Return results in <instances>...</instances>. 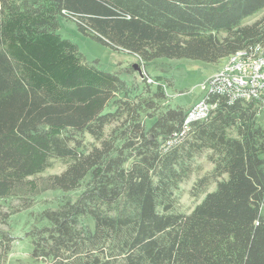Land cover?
I'll list each match as a JSON object with an SVG mask.
<instances>
[{
	"label": "trees",
	"instance_id": "trees-1",
	"mask_svg": "<svg viewBox=\"0 0 264 264\" xmlns=\"http://www.w3.org/2000/svg\"><path fill=\"white\" fill-rule=\"evenodd\" d=\"M262 10L264 0H0V225L42 193H77L34 214V261L264 264V104L210 95L209 116L187 124L161 77L130 84L59 33L72 21L145 65L218 64L264 46V15L243 25ZM208 151L213 169L192 190L204 199L176 211V190ZM56 160L66 169L41 177ZM14 241L0 228V264Z\"/></svg>",
	"mask_w": 264,
	"mask_h": 264
},
{
	"label": "rangeland",
	"instance_id": "rangeland-1",
	"mask_svg": "<svg viewBox=\"0 0 264 264\" xmlns=\"http://www.w3.org/2000/svg\"><path fill=\"white\" fill-rule=\"evenodd\" d=\"M264 15V10L246 18L243 25H250ZM60 35L78 45L85 61L90 65H95L98 69L105 72H117L120 77L130 84H140L143 87V79L138 70L141 68L144 76L150 79L161 77L166 84L167 100L172 107L183 106L189 109L195 102L204 96L203 86L206 81L216 73L224 61L218 64H208L202 61L188 59H168L160 58L145 65L135 56L125 52H114L110 48L98 43L94 39L82 34L76 24L72 21H62ZM225 34H221L224 36ZM133 67L134 72L130 73L129 68ZM155 89V86L152 87ZM258 123L264 127V107L258 115ZM110 130V127L108 131ZM89 145H97L98 142L92 137L86 136ZM210 152H205L196 158L194 172L189 179L182 182L175 192L176 211L190 213L201 201L205 194L194 196L193 187L199 178H202L213 169V165L208 161L207 156ZM67 162L56 160L51 169L47 170L41 177H48L62 173ZM216 189V185H211L208 192ZM77 193L64 194L60 191L42 193L37 199L36 204L31 210L23 211L11 216L9 225H0V228L9 231L15 238L12 251L8 257L7 264H39L32 259L33 246L27 237L28 231L35 222V215L46 208L55 209L66 199H75ZM6 207L16 206L17 201L12 200L2 203ZM7 210V208H4ZM264 214V207L262 209ZM35 214V215H34Z\"/></svg>",
	"mask_w": 264,
	"mask_h": 264
},
{
	"label": "built area",
	"instance_id": "built-area-1",
	"mask_svg": "<svg viewBox=\"0 0 264 264\" xmlns=\"http://www.w3.org/2000/svg\"><path fill=\"white\" fill-rule=\"evenodd\" d=\"M203 91L204 96L187 111V124L209 116L215 108V104L209 101L210 95L264 104V46H255L228 57L206 81Z\"/></svg>",
	"mask_w": 264,
	"mask_h": 264
},
{
	"label": "water",
	"instance_id": "water-1",
	"mask_svg": "<svg viewBox=\"0 0 264 264\" xmlns=\"http://www.w3.org/2000/svg\"><path fill=\"white\" fill-rule=\"evenodd\" d=\"M135 68L138 70V72L140 73L141 76H144L141 68H137V67H135Z\"/></svg>",
	"mask_w": 264,
	"mask_h": 264
}]
</instances>
